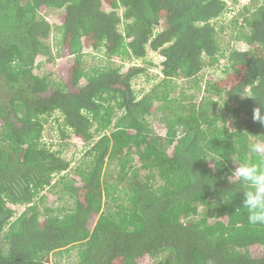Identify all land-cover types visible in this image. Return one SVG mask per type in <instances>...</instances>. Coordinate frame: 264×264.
I'll list each match as a JSON object with an SVG mask.
<instances>
[{"label": "trees", "instance_id": "16d2710c", "mask_svg": "<svg viewBox=\"0 0 264 264\" xmlns=\"http://www.w3.org/2000/svg\"><path fill=\"white\" fill-rule=\"evenodd\" d=\"M238 5L0 0V264H264L230 179L264 159V0Z\"/></svg>", "mask_w": 264, "mask_h": 264}, {"label": "clouds", "instance_id": "9594fccd", "mask_svg": "<svg viewBox=\"0 0 264 264\" xmlns=\"http://www.w3.org/2000/svg\"><path fill=\"white\" fill-rule=\"evenodd\" d=\"M260 109L254 110V119ZM249 150L256 153L255 145H250ZM243 186L242 208L247 210L248 223L252 226L264 225V159L258 163L245 161L238 164L231 174Z\"/></svg>", "mask_w": 264, "mask_h": 264}, {"label": "rangeland", "instance_id": "374dc122", "mask_svg": "<svg viewBox=\"0 0 264 264\" xmlns=\"http://www.w3.org/2000/svg\"><path fill=\"white\" fill-rule=\"evenodd\" d=\"M237 1L239 2V5L237 6V8L240 9L245 3H247L248 0H237ZM230 2H231V0H230ZM235 15H236V13L230 11L227 14V16H225L224 23L226 21H228L229 19H231ZM53 18L54 17H50L49 19L52 20ZM57 22L59 23L60 21L58 20ZM231 46L237 47L236 49H241V50H246L247 49V47L245 45H243L241 43H238V42L232 43ZM88 58L90 59V57H88ZM150 59L153 60V63H158V58L154 54H150ZM65 63H66V61H63V60L56 61V63H55L56 65H53L54 71L58 72L61 75L60 71L63 69ZM47 67H48V65H47ZM49 67H51V66L49 65ZM129 68H130L129 65H127V67H125L124 71L127 72L129 70ZM153 72L155 73L156 69H154ZM219 74H220L219 70H217L215 68L210 69L206 73V80L209 81V79L210 80L221 79L220 78L221 76H219ZM145 82L146 81H144V83H142V85H140L139 87L147 88L148 86H147V84H145ZM52 125H54V124H51V125L47 126V130H46V135L45 136H46V138L48 140L49 139L50 140L53 139L52 140L53 143H51L52 145L53 144H59V142L56 140V139L59 138V136L57 135V132L52 131V129H51ZM75 146H76V144H71V143L68 142L65 145H63L62 147H56L55 146L54 150L63 151L64 157L67 158L68 160L72 161V162L74 161L73 162V165H74L75 163H77V161L80 158H82L83 155L81 153L84 150V147L82 148V147H77V146L75 147ZM51 199H54V197H52ZM17 210L19 212H21L23 210V207H17ZM51 261L52 262L54 261V257L53 258L51 257ZM65 261L68 263L67 260H65ZM145 262H146V264H155L154 261H152V260H147Z\"/></svg>", "mask_w": 264, "mask_h": 264}, {"label": "built area", "instance_id": "2783aa9c", "mask_svg": "<svg viewBox=\"0 0 264 264\" xmlns=\"http://www.w3.org/2000/svg\"><path fill=\"white\" fill-rule=\"evenodd\" d=\"M129 65V67H131L132 65L131 64H128ZM126 67H127V65H126Z\"/></svg>", "mask_w": 264, "mask_h": 264}]
</instances>
